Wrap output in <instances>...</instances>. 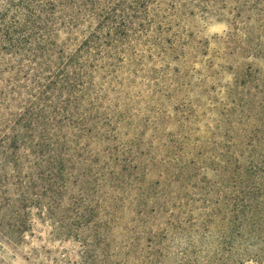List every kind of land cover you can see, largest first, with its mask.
Masks as SVG:
<instances>
[{
    "label": "rangeland",
    "instance_id": "rangeland-1",
    "mask_svg": "<svg viewBox=\"0 0 264 264\" xmlns=\"http://www.w3.org/2000/svg\"><path fill=\"white\" fill-rule=\"evenodd\" d=\"M148 1L23 215L0 159V264H264V0ZM9 81L15 112L34 86Z\"/></svg>",
    "mask_w": 264,
    "mask_h": 264
},
{
    "label": "trees",
    "instance_id": "trees-1",
    "mask_svg": "<svg viewBox=\"0 0 264 264\" xmlns=\"http://www.w3.org/2000/svg\"><path fill=\"white\" fill-rule=\"evenodd\" d=\"M148 4V0H14L0 12V70L4 66L23 72L34 86L28 100L16 103L15 112L10 110L15 94L11 82L0 89V159L17 186L9 208L18 216L33 199L34 184L51 185L55 180L49 174L63 171L66 150L55 139L53 122L69 123L68 109L78 103L94 75L110 66L107 62L114 59L116 47L142 32L134 20ZM33 174L37 180H32Z\"/></svg>",
    "mask_w": 264,
    "mask_h": 264
}]
</instances>
